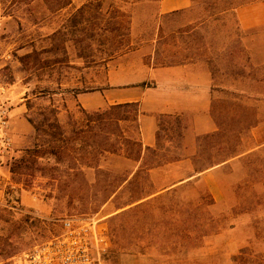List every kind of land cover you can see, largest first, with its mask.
<instances>
[{
	"label": "rangeland",
	"instance_id": "1",
	"mask_svg": "<svg viewBox=\"0 0 264 264\" xmlns=\"http://www.w3.org/2000/svg\"><path fill=\"white\" fill-rule=\"evenodd\" d=\"M70 1V4L74 1L72 6L69 4L54 14L39 5L0 0L3 97L11 108L24 104L25 119L38 121L40 111L54 107L63 113L60 125L66 133L73 124L82 125L81 109H77L81 114L75 120L72 114L63 112L67 109L66 102L83 93L88 98L85 102L96 109L94 103L101 99L109 73L117 75L124 71L133 75L139 72L134 66L119 68V59L143 41L147 40L150 45L146 53L157 50L159 54L180 57L194 51L201 60L210 49V24L198 20L205 13L204 0H194L187 11L163 16L157 13L158 0ZM83 5L84 9L78 11ZM131 12L136 21L133 25ZM249 18L261 23L241 30L244 52L235 57L236 65H229L222 57L212 66L215 87L210 104L213 99L236 100L256 114L255 127L260 130L255 133L253 127L241 133L242 144L238 147L241 150L264 143V4ZM219 24L223 29L220 31H225L218 33L221 44L229 41L227 37L233 31L230 21ZM150 58L144 56L145 64ZM140 72L142 75V70ZM135 78L131 76L130 80ZM152 83L145 80L141 86L151 87ZM220 114L226 122L233 116L231 110ZM17 116L18 111L11 109V121L25 125L22 116L20 121ZM160 119L158 154L164 159L181 156L186 120L179 118L177 123L175 116ZM119 129L126 138L136 135L133 122H120ZM199 136L191 158L193 170L194 164L208 155L199 154L196 141ZM36 143L34 132L18 148V159H26V151ZM126 153L129 151L121 146L116 153L96 155L91 161L97 168L77 163L76 167L82 171L77 177H68L67 157L58 161L53 156L39 159V165L46 169L44 175L23 171L11 176L13 184L29 192L26 196L49 206L47 214L23 207L19 202V189L4 184L6 179L0 181V264H9L12 256L58 234V220L65 217L93 222L103 234L106 249L100 252L101 264H255L256 259L264 261V146L247 157L234 160L217 176L205 177L217 186L215 191L209 190L205 179L200 182L192 179L179 186L177 193L134 210H128L136 204L129 205L133 200L167 187L179 177H159L157 185L146 181L143 173L127 179L124 177L127 166L119 160ZM215 153L210 152L211 163L219 160ZM130 155L133 160L135 151ZM49 167H56L57 171H47ZM52 174L56 177H50ZM111 189L113 195L93 210L106 190ZM205 190L215 204L205 206L209 201L203 198ZM193 204L205 206V211L197 213Z\"/></svg>",
	"mask_w": 264,
	"mask_h": 264
},
{
	"label": "trees",
	"instance_id": "2",
	"mask_svg": "<svg viewBox=\"0 0 264 264\" xmlns=\"http://www.w3.org/2000/svg\"><path fill=\"white\" fill-rule=\"evenodd\" d=\"M12 1H20L29 4L33 0ZM193 1L194 0H191V2ZM256 1L259 0L202 1L205 13L204 16L200 17L198 20L200 21L203 19V22H209V32L212 35L209 45L210 49L205 57H203V60H201L200 56L197 55V52L194 51L177 57L175 54H159L158 51L155 50L150 61L148 60L146 64L153 67H170L201 60L204 61L208 67H211V75L213 74V63H217V58L221 59L223 57L229 65H236L235 57L244 52L240 37L242 29L239 26L236 11L238 8ZM43 2L47 10L50 13H54L68 6L71 1L43 0ZM83 9L84 5L81 6L78 11H82ZM223 21H230L229 26L232 28L233 32L227 37L229 38V41L220 44L221 37L218 33H225V31H220L223 29L220 28L221 24H219V22ZM235 75L242 76V73H236ZM228 110H231L233 116L229 122H226L220 113ZM81 112L84 115L83 124L75 125L71 123L73 125L68 133H66L60 125L57 118V109L54 107H50L45 111H40V119L38 121L27 117V122L34 129L37 143L34 147L26 151V159H17L10 165L9 171L11 176L23 171L32 173L37 171L41 173V175H44L43 171L46 169L39 165V159L44 158L45 156H53L58 161L67 157L69 163L67 168L68 171H66V173L69 175L68 177H77L82 175L81 169L76 167L77 163L86 167L97 168V166L92 163L93 161H91L96 155L100 156L104 152L116 153L121 146H125L126 150L129 151V153L125 154V157L131 159L130 154L132 151H135L136 155L133 160L140 161L135 176L143 173L145 176L144 179L149 181V177L145 175L149 169L179 159V157L164 159L162 155L158 154V143L155 148L142 147L140 142L123 136L119 129V123L137 121L139 115V104L137 102L113 104L104 110L93 113H88L83 109H81ZM210 117L215 124L216 130L212 133L199 136L196 140L197 143H199V154L207 153L208 155L205 159H200L202 162L194 164L195 173H200L209 167L221 164L230 159L236 157L242 159L251 154L243 155L247 150L238 149L242 144L241 133L255 127L257 124L256 114L250 107L243 105L236 100L213 99L210 104ZM176 120L178 123L179 118L176 117ZM232 124L234 126H232ZM158 137L159 135L157 132V140ZM77 144L79 147H77ZM203 144L207 146L205 147L206 149L202 147ZM211 151H215L216 157L219 158L215 163H211ZM88 156H90V159ZM47 171L54 172L57 171V168L49 167ZM50 177H56V175L52 174ZM179 188L171 189L152 198H148L149 196L137 198L129 204L132 205L136 203L128 210L139 209L144 205L165 198L169 194H175ZM113 193L114 190L112 189L108 191L106 190L101 197L99 204L94 206L93 210L104 204ZM204 197L209 200L205 206H211L214 204L213 198L207 190L204 191L203 198ZM192 206L197 213L206 208L205 206H201V204H193ZM250 257L252 258V256ZM252 262L255 263L254 260H252ZM255 264H264V261L256 259Z\"/></svg>",
	"mask_w": 264,
	"mask_h": 264
},
{
	"label": "crops",
	"instance_id": "3",
	"mask_svg": "<svg viewBox=\"0 0 264 264\" xmlns=\"http://www.w3.org/2000/svg\"><path fill=\"white\" fill-rule=\"evenodd\" d=\"M73 2L69 6H72V4H74ZM263 4L264 0L237 9L236 16L242 30H248L250 27L261 23L260 21H257V19L255 21H250L249 19L251 18L249 17L251 14L256 13ZM34 5H39L43 7V10L48 12L43 6L41 0H33L30 3V6ZM156 7L158 15L163 16L175 12L187 11L191 9L192 2L191 0H158ZM131 13L133 25L135 21L134 12ZM9 18L10 17H7L6 19ZM147 42V40L143 41L139 47L130 50L123 55L122 59H119V61L121 60L119 68L123 66H134L139 69V72L134 73L133 75H129V72L124 71L118 72L117 75L109 73L106 83L107 87L102 90V93H100L101 99H96L94 104L97 106L96 109H99V107L103 108L104 106L112 104L137 102L139 104V115L137 121L133 122L135 124L136 135L130 137H132L133 140L140 142L142 147H156V134L159 129V123L161 122V116H175L186 120L187 126L183 128L182 133V153L181 156H179L180 158L164 165L151 168L145 174L149 177V180L153 185L159 183V177L179 178L176 179L175 182H171L167 187L158 188L157 191L147 195L149 196L148 198H152L171 189L179 188V186L182 187L192 179H197V181L200 182L204 180L205 177L217 176L225 166L231 165L234 160H238L239 158L236 157L230 159L200 173L194 172L191 158L195 154L196 137L216 130L209 117L211 91L215 87L211 71L209 70L208 65L201 60L170 67L149 66L145 64L143 59L146 55L153 56V50L149 53H146L145 51L147 47H150ZM110 60H112V58ZM140 70H142V75ZM131 76L137 78L130 80ZM145 80L152 81L153 86L143 88L141 85ZM135 92H138L139 94H134ZM87 99L88 98H86L83 93L74 95L69 102H66L67 109L63 112H69L73 115L75 120H78L81 112L77 109H83L86 112L96 110L91 107V104L85 102ZM56 109L58 111L60 108ZM12 110L18 111V121H20L21 116L25 120V125L23 126L15 121H11L14 144L15 148L18 149L26 138L34 134V129L25 119L24 114L26 109L24 104L18 103L12 108ZM57 118L61 124L64 120L63 113L57 112ZM253 129L255 133L260 130L259 127ZM263 146L264 143L246 149L247 151L243 155L256 152ZM109 155H114L117 158L120 157V155L115 154ZM119 160L122 165L125 164L127 166V169H125L127 172L124 177H128L127 179L135 177L140 161H135L127 157H121ZM4 175L5 177H0V181L4 182L6 179L7 183L4 182V184H9L13 188L15 186L19 189V202L23 207L39 210L45 214L49 213V206L46 204L41 205L37 199L26 196V193L29 192L10 181V173L4 172ZM205 181L211 192L216 190L217 186L214 183L208 182L206 179Z\"/></svg>",
	"mask_w": 264,
	"mask_h": 264
},
{
	"label": "built area",
	"instance_id": "4",
	"mask_svg": "<svg viewBox=\"0 0 264 264\" xmlns=\"http://www.w3.org/2000/svg\"><path fill=\"white\" fill-rule=\"evenodd\" d=\"M3 25L0 21V35ZM3 65L0 62V70ZM0 77V177L10 173V165L18 159L11 128V106L3 97ZM60 232L11 257L9 264H101L100 252L106 249L103 234L93 222L76 217L58 220Z\"/></svg>",
	"mask_w": 264,
	"mask_h": 264
}]
</instances>
